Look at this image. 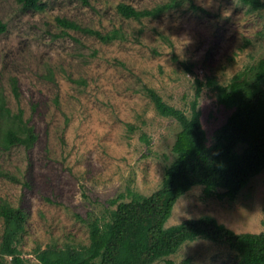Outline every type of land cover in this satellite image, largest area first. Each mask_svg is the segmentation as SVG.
Wrapping results in <instances>:
<instances>
[{"label": "rangeland", "instance_id": "obj_1", "mask_svg": "<svg viewBox=\"0 0 264 264\" xmlns=\"http://www.w3.org/2000/svg\"><path fill=\"white\" fill-rule=\"evenodd\" d=\"M41 1L44 8L35 11L0 0V85L8 107H20L37 136L30 148L0 150V201L27 215L18 249L31 264H38L37 247L86 245L83 219L100 215L118 193L129 188L149 195L161 186L180 128L156 113L144 88L187 114L195 79L213 77L226 85L264 58V10L242 0H192L204 12L185 4L140 21L123 18L116 6L150 9L167 0ZM60 19L101 34L115 29L121 38L102 43L62 27ZM243 79L249 90L264 85ZM198 108L210 137L231 107L220 103L217 89L203 85ZM203 214L236 233L264 231V172L233 201L206 199L202 187H192L177 200L166 226ZM187 257L192 264H235L226 245L203 239L183 244L169 259L181 264Z\"/></svg>", "mask_w": 264, "mask_h": 264}, {"label": "trees", "instance_id": "obj_2", "mask_svg": "<svg viewBox=\"0 0 264 264\" xmlns=\"http://www.w3.org/2000/svg\"><path fill=\"white\" fill-rule=\"evenodd\" d=\"M23 10H42L41 0H16ZM251 9H263L264 1L242 0ZM187 4L193 12H204L192 0H167L150 9H135L119 3L116 11L125 19L140 21L158 18L167 11ZM65 28L80 30L95 36L102 43L121 38L118 30L101 34L97 30L81 28L72 21L58 20ZM5 26L0 23V32ZM185 69L190 71L189 68ZM264 83V58L240 72L226 85L215 79L206 83L195 79L194 98L186 111L166 103L152 88H144L145 95L159 116L173 118L179 131L172 146L174 160L165 169L161 186L149 195L126 189L107 201L108 207L93 219H83L88 230L86 245L66 243L37 247L34 257L38 264H158L169 259L180 247L199 239L226 245L235 264H264V231L236 233L208 214L188 218L178 224L166 226L177 200L192 187H202L204 198L233 201L249 180L264 172V85L249 90L246 79ZM203 85L217 89L220 103L229 106L230 113L207 136L198 108V95ZM10 90L16 101L19 89L16 79L10 80ZM37 136L29 121L18 107L12 111L7 105L4 89L0 85V150L34 145ZM147 142V140H146ZM244 145L241 153L236 151ZM2 176H8L3 174ZM26 213L5 200L0 201V264L9 258L10 264H31L21 256L18 244L25 231ZM181 264H192L189 257Z\"/></svg>", "mask_w": 264, "mask_h": 264}]
</instances>
